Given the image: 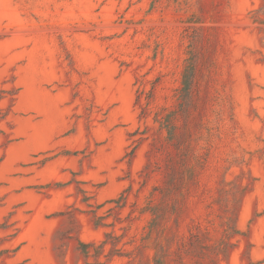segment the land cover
Segmentation results:
<instances>
[{"label":"rangeland","instance_id":"rangeland-1","mask_svg":"<svg viewBox=\"0 0 264 264\" xmlns=\"http://www.w3.org/2000/svg\"><path fill=\"white\" fill-rule=\"evenodd\" d=\"M0 264H264V0H0Z\"/></svg>","mask_w":264,"mask_h":264},{"label":"trees","instance_id":"trees-1","mask_svg":"<svg viewBox=\"0 0 264 264\" xmlns=\"http://www.w3.org/2000/svg\"><path fill=\"white\" fill-rule=\"evenodd\" d=\"M131 154H133V152H131Z\"/></svg>","mask_w":264,"mask_h":264}]
</instances>
